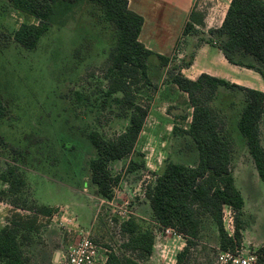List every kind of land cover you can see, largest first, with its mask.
Masks as SVG:
<instances>
[{"label": "rangeland", "instance_id": "1", "mask_svg": "<svg viewBox=\"0 0 264 264\" xmlns=\"http://www.w3.org/2000/svg\"><path fill=\"white\" fill-rule=\"evenodd\" d=\"M225 2L218 0L220 7ZM200 3L198 11H203L214 0ZM219 15L217 12L211 18L216 21ZM22 23L36 21L12 8L7 0H0V98L6 110L0 121V135L5 142L0 150V169L16 168L25 183L17 196L10 194L11 198H6L3 191L7 186L0 182V202L13 207L9 201L14 200L20 206L34 209L27 214L13 207L8 210L9 221L16 217L24 221L37 217L33 199L60 204L61 207L51 208V215L58 217L60 212L63 219L53 223L55 233L62 237L56 261L53 253L41 256L49 241L42 242L37 235L35 244L25 248L28 264H58L60 253L67 251L80 232L98 247L100 261L104 263L110 252L132 257L136 264H217L222 250L255 253L258 247L236 240L233 214L228 207L222 210V225L231 239L226 249L220 247L215 223L205 218L198 239L192 241L180 259L177 257L183 252L185 240L173 233L166 234V228L152 220L145 189L153 183L155 175L168 162L194 166L198 161L195 145L183 132L190 123V105L166 87L169 84L165 83V77L155 80L156 89L148 93L150 109L135 146V151L142 155L144 168L128 173L125 170L128 159L111 163V175L118 176L119 181L112 188L109 200L99 196L91 184L88 168L95 151L85 135L96 130L109 139L127 125L120 106L112 97H105V69L116 44V32L96 6L71 5L66 15L56 17L36 48L28 51L12 38ZM183 55L177 59L171 57L167 72L187 62L191 51ZM149 63L160 64L155 57H150ZM215 100L211 106L221 113L222 109L214 106ZM220 115L226 119L225 114ZM243 158L238 154L234 161L245 163ZM237 188H241L246 205L240 217L242 225L248 226L250 232L261 231L264 212L261 202L253 200L254 188L245 184ZM70 189L74 191L72 194ZM3 209L0 205V211ZM42 217L39 216L40 221L35 225L36 233L52 224L49 218ZM130 219L153 233L149 257L137 259L125 248L127 238L121 227Z\"/></svg>", "mask_w": 264, "mask_h": 264}, {"label": "trees", "instance_id": "2", "mask_svg": "<svg viewBox=\"0 0 264 264\" xmlns=\"http://www.w3.org/2000/svg\"><path fill=\"white\" fill-rule=\"evenodd\" d=\"M7 2L15 10L36 21L20 24L12 34L13 41L28 51L36 48L40 38L56 22V17L66 15L71 5L89 3L96 6L103 19L114 28L116 44L110 52L105 69V97H112L113 102L120 106L127 125L121 133L109 139L96 130L85 135L95 151V156L88 163L91 184L99 196L109 200L112 188L119 181L118 176L111 175V163L128 159L125 168L128 173L144 168L142 155L135 151V146L149 113L148 95L156 89L155 80L161 78V70L168 68L171 57L155 55L138 41L143 19L129 10L127 0ZM201 21V15L191 14L189 22L184 26L183 35L196 34L192 23L202 26ZM205 41L216 43L229 63L254 70L264 77V0H230L221 26L209 29ZM150 57L157 58L160 64H150ZM247 57L251 61H247ZM191 61L189 57L187 62L172 71L166 70L165 83L176 86L187 96L191 115L188 128L183 132L195 145L198 161L194 166L166 163L163 170L155 175L153 183L145 189L152 220L163 228L173 229L185 240L183 252L177 259L188 251L192 241L198 239L205 218L215 223L220 247L226 249L231 239L227 237L222 225L223 207L231 209L234 236L237 241H242L245 226L240 217L243 215L244 201L232 176L234 141L231 133L226 130L227 118L220 115L224 113L211 106L221 87L241 94L243 106L238 113L236 130L245 141L259 179L264 181V148L260 144L264 92L241 88L204 74L194 81L189 80L181 74V69L188 67ZM117 94L119 97H114ZM5 115V106L0 98V121ZM4 146L5 142L0 135V150ZM0 182L7 186V190L3 191L6 198L10 194L17 196L25 186L16 168L11 166L0 169ZM9 203L14 208L34 210L20 206L14 200ZM36 206L37 214L51 215V208ZM36 218L30 217L24 221L16 217L9 225L0 228V264H28L25 248L35 244L33 232L37 230ZM121 233L127 238L125 248L133 257L142 259L150 256L154 241L151 231L141 229L130 219L122 225ZM255 253L259 262L264 264V245L258 247ZM130 258L110 252L105 264H136Z\"/></svg>", "mask_w": 264, "mask_h": 264}, {"label": "crops", "instance_id": "3", "mask_svg": "<svg viewBox=\"0 0 264 264\" xmlns=\"http://www.w3.org/2000/svg\"><path fill=\"white\" fill-rule=\"evenodd\" d=\"M200 1L201 0H127L129 10L143 19L138 41L153 54L164 57H172L175 59L182 58L184 56L183 54L191 51V64L188 67L181 69V74L189 80L194 81L200 75L204 74L241 88L264 92V77H261V75L254 70L229 63L216 43H207V41H205V36H207V31L209 29H218L221 26L230 0H226L225 4L221 7L219 6L218 0H214V3H212L210 7L206 9L204 8L206 12L204 10L198 11L201 4ZM217 12H219L220 15L218 19L214 21L211 16H214ZM191 14L201 15V23L203 25L201 26L200 24L192 23L193 28L197 33L183 35L184 26L189 22ZM198 32L202 34H199ZM247 61H251V59L247 57ZM166 70L167 68L160 71L161 78L165 77ZM166 87H168L175 95L180 94L182 100H187L186 94L180 92L176 86L169 84ZM214 106L221 108L226 115V130L231 133L234 141V156L238 154L244 156L243 159L245 160V163H235L233 159L232 176L234 184L237 185L238 183L237 187L241 184L248 185L249 187L252 186L255 191V198L253 200L261 202L260 206L262 212H264V181L259 179L255 166L248 155L245 141L239 135L235 126L238 119V113L243 106L241 94L228 91L221 87L217 90ZM260 144L262 148H264V118H262L260 123ZM238 190L242 196L241 188ZM73 192L74 191L71 190L70 194ZM242 198L244 201V211L246 205L243 196ZM33 201L35 202V205L47 208L61 207L60 204L56 202L40 203L34 199ZM0 205L5 208L0 211L1 228L9 225L10 221L7 217L11 212L9 213L8 210L11 208L13 209V207H10L4 202H0ZM14 209L15 211L29 213L27 210ZM60 215V212L57 213L58 217H56L55 214L50 216L37 215L36 223L40 221L39 216H43L47 219L49 218L52 224L50 223L45 231H43L45 228L43 227V230L37 231V233L33 232V235H38L42 242L47 243L49 241V246L47 245L48 249H42V255H39L45 257L46 253H53V259L55 261L60 249L58 246L60 245L61 247L62 237L55 233L53 228H55L56 225L53 223L56 222V220L57 222L63 220ZM242 242L243 244L252 245L254 247L264 245V228H262L261 231L254 229V231L250 232L248 226H245V229L242 232ZM51 246L54 248L52 249Z\"/></svg>", "mask_w": 264, "mask_h": 264}, {"label": "built area", "instance_id": "4", "mask_svg": "<svg viewBox=\"0 0 264 264\" xmlns=\"http://www.w3.org/2000/svg\"><path fill=\"white\" fill-rule=\"evenodd\" d=\"M166 234L173 233L181 239L173 229L166 228ZM58 264H105L100 261L98 247L89 239L87 235L79 233L76 241L67 248L65 253H60ZM217 264H261L256 253L237 250H222L218 254Z\"/></svg>", "mask_w": 264, "mask_h": 264}]
</instances>
